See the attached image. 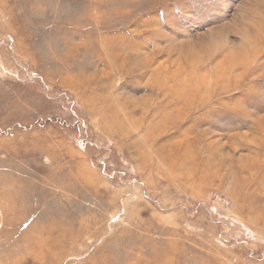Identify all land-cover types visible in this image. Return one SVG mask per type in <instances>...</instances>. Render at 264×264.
I'll return each mask as SVG.
<instances>
[{"label":"rangeland","instance_id":"374dc122","mask_svg":"<svg viewBox=\"0 0 264 264\" xmlns=\"http://www.w3.org/2000/svg\"><path fill=\"white\" fill-rule=\"evenodd\" d=\"M0 264H264V0H0Z\"/></svg>","mask_w":264,"mask_h":264},{"label":"bare ground","instance_id":"6f19581e","mask_svg":"<svg viewBox=\"0 0 264 264\" xmlns=\"http://www.w3.org/2000/svg\"><path fill=\"white\" fill-rule=\"evenodd\" d=\"M237 149V147L235 146V145H233L232 146V148H231V151L233 152V151H235ZM250 151V153H252L251 155H253L254 153H256L255 151H253L251 148L249 149ZM250 157V156H249ZM251 159V160H250ZM250 159H249V161L248 162H251V161H256V160H254L252 157H250ZM231 161V163L234 161L233 159H230ZM241 160V162H243V161H245V159H240ZM253 163V162H252ZM253 165V164H252Z\"/></svg>","mask_w":264,"mask_h":264}]
</instances>
